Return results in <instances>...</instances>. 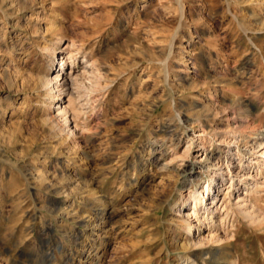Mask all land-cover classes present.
Returning <instances> with one entry per match:
<instances>
[{
  "label": "rangeland",
  "instance_id": "374dc122",
  "mask_svg": "<svg viewBox=\"0 0 264 264\" xmlns=\"http://www.w3.org/2000/svg\"><path fill=\"white\" fill-rule=\"evenodd\" d=\"M263 151L264 0H0V264H264Z\"/></svg>",
  "mask_w": 264,
  "mask_h": 264
},
{
  "label": "bare ground",
  "instance_id": "6f19581e",
  "mask_svg": "<svg viewBox=\"0 0 264 264\" xmlns=\"http://www.w3.org/2000/svg\"><path fill=\"white\" fill-rule=\"evenodd\" d=\"M66 64H67V56H63V61L61 62V65H63V66H61L57 70V72L55 73L54 77L51 78V82L54 83L52 86V90L57 89V91L56 92L54 91L55 93H53V101H54V98L56 96H60L59 98H57V100L61 98V94H60L61 91H66L67 94L71 95L73 93L75 86L78 84L80 86L82 84L81 82H79V78H78L79 75L75 74L76 69L75 68L73 69V67H71L73 70L68 71L66 69ZM48 86L49 85H47V87ZM60 102H61L60 100L57 101V103L55 104L57 112L50 115L48 120L55 122L54 125L56 124V126L60 122H63L62 125H64V127L67 129V132H70L71 134L75 135L76 129L78 127L77 118L74 117L75 114H73V116L71 114L69 115L68 109L66 107H63V105L62 106L59 105ZM188 146H186V147H188ZM262 155L264 156V151L262 152ZM241 169L242 170L237 171V172L238 173L244 172V174L252 176L251 171L249 173L247 172V166H244ZM248 169H249V167H248ZM227 172L229 173V176H230L229 178H230V181L232 183L231 186L232 185L235 186V184H236L235 183V172L236 171L232 167V160L229 161V164H227ZM238 173H236V174H238ZM217 192H218V189H216V187L212 183L208 182L203 191H200L199 193L198 192L194 193L192 195L193 196V207L191 209L187 210V212L185 213V216H187V218L189 220H191L193 218V220L195 219L197 221H201L202 224H207L205 229L208 228L209 230L208 229L207 230L211 233L209 239L210 238L211 239H213V238L223 239L225 237L224 236L225 233L223 235L221 232L224 231L223 228H224V226H226V223H227L226 221L228 220L229 216H231L229 211L224 210V208L221 209L220 207H218L216 205V203H214L216 200V197H217ZM242 200H246V199H241V201ZM245 207L249 208L250 206H247V204H245ZM240 208H242V206H240ZM106 215L107 214L104 212L103 209H102L101 213H99V216L101 219L105 218ZM100 218H99V221H100ZM255 219H258V216L255 217ZM193 220L190 221V226H192L194 224ZM210 220H211V222H210ZM200 234H201L200 229L195 231L196 239L190 240L191 242L187 246L188 249H192L196 245H204L205 244V241L207 238H201ZM92 243L93 242L91 241L90 244H92ZM183 262H184V264H194V263H196V259L193 258V255L189 254L186 256V258Z\"/></svg>",
  "mask_w": 264,
  "mask_h": 264
}]
</instances>
